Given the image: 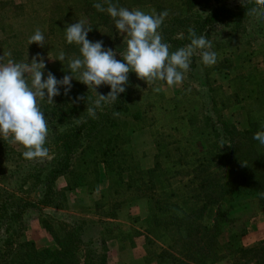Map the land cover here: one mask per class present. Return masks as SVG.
I'll use <instances>...</instances> for the list:
<instances>
[{"label": "rangeland", "instance_id": "rangeland-1", "mask_svg": "<svg viewBox=\"0 0 264 264\" xmlns=\"http://www.w3.org/2000/svg\"><path fill=\"white\" fill-rule=\"evenodd\" d=\"M102 1L0 0L2 62L11 59L31 63L39 53L46 65L44 78L51 72L58 80L62 79L70 74L69 61L80 56L79 46L67 43L65 37L67 25L78 21H84L85 27L92 29L89 40L103 41L104 48L112 49V45L127 36L116 29L106 11L99 12L93 7ZM199 1L209 0H112V3L151 15L167 11L168 18L186 14ZM220 1L232 7L243 0ZM258 6H255L258 11L245 19L244 37L212 46L217 55L214 65L205 66L198 50L194 53L197 59L193 77L184 73L181 84L171 87L161 81L147 84L129 75L128 83H132L134 93L128 111L108 128L100 142L75 160L81 186L90 189L105 181L109 182L108 189L100 199L90 198L91 203L82 202L81 196L78 202L67 200L58 208L62 212L49 206L26 210L19 237L23 245L15 264L33 261L27 256L31 244L43 249L69 242L71 225L82 219L87 220L82 222L84 242L74 247L79 264H162L157 253L168 249L175 255L181 253L183 245L187 246L175 234L181 222L197 231L202 250L195 254L192 248L191 251L200 264L235 263L227 249L211 248L215 242L222 246L230 237L234 238L233 242L230 240L232 247H256L258 253L264 254V205L257 194L236 191L242 164L248 161L236 159V143H229L230 138L219 140L211 126L212 122L218 125L226 121L233 128L234 138L236 133L246 130L264 131V9ZM104 7L107 8L106 3ZM37 28L45 37L43 47L28 43ZM60 52L65 54L62 62L57 60ZM73 76L72 81L79 79L78 73ZM157 87L159 92L153 90ZM77 121L74 114L50 129L46 145L54 146L56 133L72 129ZM8 146L14 161L0 158V189H8L17 199L38 203L53 166L52 152L44 158L27 160L22 155L25 151L22 145L8 142ZM103 168L104 176L100 172ZM101 176L104 178L99 180ZM66 182L67 178L62 177L57 185ZM210 199L216 202L211 203ZM89 207L91 211L87 210ZM9 208L14 211L15 206ZM117 211L123 213L125 231L95 218L96 214L112 215ZM89 212L92 215L86 217ZM61 215L74 218L69 216L67 222H61ZM202 226L213 231L208 236L201 235ZM17 227V222H6L0 236L8 237ZM103 229H106L104 236ZM94 232L103 241L109 242L113 237L117 240L108 247L105 243L101 246L97 237L93 239ZM87 242L91 253L85 251ZM212 253L217 255L216 261ZM253 263L248 258L238 262Z\"/></svg>", "mask_w": 264, "mask_h": 264}, {"label": "trees", "instance_id": "trees-1", "mask_svg": "<svg viewBox=\"0 0 264 264\" xmlns=\"http://www.w3.org/2000/svg\"><path fill=\"white\" fill-rule=\"evenodd\" d=\"M100 3L104 4V1ZM256 5V0H243L232 7L220 0L199 1L186 14L165 17L158 31L163 37V41L169 44L170 51H175L190 43L189 28L193 29L197 36H205L212 46H220L222 43L245 36V19L250 15L249 10L255 8ZM261 8L264 9V7ZM180 34H183V39L178 38ZM126 41L127 39L121 40L111 46L112 50L116 51V59L118 60L122 59L119 55L126 50ZM197 52L200 53L199 50ZM195 56H192L190 68L186 72L190 77H193L192 74L196 69L195 60L197 58ZM129 75L137 76L134 72H130ZM71 83L72 88L68 95L64 94V88H62L60 89L61 94L53 98L54 103H48L47 100L40 101V107L47 120L49 130L57 128L58 125L74 114H77L78 121L74 123L72 129L61 130L56 133L54 146L49 147L45 144V147L52 152L53 166L48 171L44 185L45 190L39 202L17 199L15 194L8 189H0V229L9 221L18 224L17 229L8 237L0 236V264H15L18 251L23 245L20 243L19 237L23 227L22 214L26 210H39L41 206L62 208L67 201V192L82 185L75 172V160L81 157L93 144L100 142L102 135L108 131V128L113 127L119 116L128 111V104L133 98L134 89L132 83L129 82L126 85V91L120 94L115 103H103L100 108L96 109V118H92L88 115L87 108L93 106V102L97 98L96 92L91 88L88 89L87 85L78 80ZM96 91L98 94L107 95L110 86L102 85ZM77 97H84V99L76 101ZM208 119L210 120L209 116ZM211 124L219 140L223 141V139L230 138L229 143H236L235 158H239L240 161H248L242 164L241 181L236 191L257 194L262 205H264V145L253 139L255 133L251 130H246L242 134L236 133L234 138L233 128L226 121H221L218 125H215V122ZM244 144L246 148L243 147ZM0 158L6 162L14 161L8 141H4L2 137H0ZM60 177L67 178L64 187L57 185V180ZM209 201L213 203L216 202V199ZM12 204L15 206L14 211L9 208ZM183 219L184 215L180 222ZM82 222L84 223V221ZM82 222H73L71 225L68 233L69 242L57 243V246L43 249H36L31 244L27 256L33 261L17 264H79L74 247L77 243L83 244L84 242V224ZM210 231H213V228L207 226H202L200 230L201 235L204 236H208ZM175 234L178 239L185 241L187 246L183 245L181 253L176 252L175 255L168 249L160 251L157 253L159 262L162 264H200L199 259L193 255V253L202 250L199 247L200 240L197 237V231H194V228L189 224L183 225L181 222ZM233 239L230 237L229 241L223 242L222 246L215 242L211 248L212 250L227 249L228 253L235 259V263L231 264H238L240 260L246 258L248 261L254 260L253 264H264L263 251L258 253L256 247H232L230 240L233 242ZM89 244L88 242L85 244L87 253H91ZM195 244L198 247H195ZM211 256L213 261H216V253H212ZM83 264L88 263L84 262Z\"/></svg>", "mask_w": 264, "mask_h": 264}, {"label": "clouds", "instance_id": "clouds-1", "mask_svg": "<svg viewBox=\"0 0 264 264\" xmlns=\"http://www.w3.org/2000/svg\"><path fill=\"white\" fill-rule=\"evenodd\" d=\"M104 3L107 4L106 9L102 3H95L93 7L99 12L106 11L114 20L116 29L127 36L126 50L119 55L122 59H116V51L104 48L103 41L89 40L88 33L92 29L85 27L84 21L69 24L65 29L67 43L78 45L80 56L69 61L70 74L62 79L58 80L51 72L44 78L46 65L39 53L31 63H17L11 59L3 63L0 56V136L9 143L22 145L25 149L22 155L27 160L44 158L49 153L45 147L48 123L40 101L54 103L53 98L61 94L62 86L64 94L68 95L74 73L79 74L76 80L96 92L93 106L87 108L88 115L96 118L97 108L103 103H115L126 91L130 72L147 84L161 81L171 87L183 82L184 73L189 70L191 58L197 50L205 66L216 62L217 55L211 50V42L203 35L197 36L191 28L188 29L190 43L170 51L169 44L163 41L158 31L168 15L167 11L151 15L118 7L112 0H104ZM256 4L264 7V0H256ZM257 11V8H252L249 14ZM178 38L183 39V34ZM44 40L43 33L37 28L28 43L43 47ZM57 60H65L64 52H60ZM102 85L110 86L107 95L97 93L96 89ZM153 90L159 92L160 88ZM81 99L84 97H77L76 101ZM253 139L264 145V131L256 132Z\"/></svg>", "mask_w": 264, "mask_h": 264}, {"label": "crops", "instance_id": "crops-1", "mask_svg": "<svg viewBox=\"0 0 264 264\" xmlns=\"http://www.w3.org/2000/svg\"><path fill=\"white\" fill-rule=\"evenodd\" d=\"M100 172H101V174L104 176L105 175V169L103 168L102 170H100ZM62 178V177H61ZM61 178H59L58 180L60 181V179ZM102 178H104V177H99V180L100 179H102ZM66 184H60L59 186L60 187H64ZM108 187H109V182H105V181H103V183H100L99 182V184L97 185H95L94 187H92V188H90V189H87V186H85V185H83V186H78V187H76V188H74V189H72V190H69L68 192H67V202H74V199H77V202H78V200H79V198H80V196L82 197V202H90L91 203V201L89 200L90 198H92V197H95V196H97L96 198H95V200H98V199H100L101 197H103V192L104 191H106L107 189H108ZM80 189H86L85 190V192H81V190ZM79 194H81V195H79ZM57 208H54V209H52V210H56ZM88 211H91V208L89 207L88 209H87ZM63 210H61V209H58V212H62ZM71 214H73V213H71ZM87 216L86 217H88V215H92V213H87L86 214ZM62 217L61 218H59V220L61 221V222H67L68 220H67V217H69V216H73V215H61ZM122 216H123V213L121 212V211H117V213H115V214H112V215H109V214H105V215H99V214H96V217L95 218H97V220L98 221H103V224L104 225H106V224H110V225H113V224H116L117 225V230L119 231V230H122V231H125V226L123 225L124 223H123V221H122ZM73 218H74V216H73ZM82 221H86L87 222V220L86 219H82ZM97 221V222H98ZM105 232H106V229H103V233H102V236H104L105 235ZM93 235H91V237H92ZM102 236H100V235H97V233L96 232H94V236H93V239L94 238H98L99 239V241H100V243H101V246L105 243L106 244V247H108L109 245H110V243L114 240V241H116L117 240V238H115V237H113V238H109L108 240H109V242L107 241V240H102ZM90 237V238H91ZM123 251V250H122ZM111 252V254H112V251H110ZM123 255V254H122Z\"/></svg>", "mask_w": 264, "mask_h": 264}]
</instances>
